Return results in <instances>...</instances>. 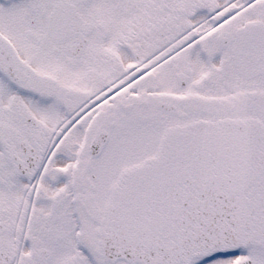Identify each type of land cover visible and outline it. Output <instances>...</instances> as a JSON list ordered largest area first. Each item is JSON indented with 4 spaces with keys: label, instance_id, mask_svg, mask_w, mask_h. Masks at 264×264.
I'll list each match as a JSON object with an SVG mask.
<instances>
[{
    "label": "snow or ice",
    "instance_id": "snow-or-ice-1",
    "mask_svg": "<svg viewBox=\"0 0 264 264\" xmlns=\"http://www.w3.org/2000/svg\"><path fill=\"white\" fill-rule=\"evenodd\" d=\"M0 264H264V0H0Z\"/></svg>",
    "mask_w": 264,
    "mask_h": 264
}]
</instances>
